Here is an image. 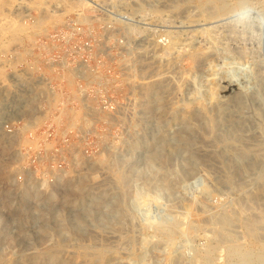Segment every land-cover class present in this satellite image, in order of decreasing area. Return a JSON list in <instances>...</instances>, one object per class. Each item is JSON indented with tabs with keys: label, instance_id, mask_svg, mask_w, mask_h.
Here are the masks:
<instances>
[{
	"label": "rangeland",
	"instance_id": "1",
	"mask_svg": "<svg viewBox=\"0 0 264 264\" xmlns=\"http://www.w3.org/2000/svg\"><path fill=\"white\" fill-rule=\"evenodd\" d=\"M0 264H264V0H0Z\"/></svg>",
	"mask_w": 264,
	"mask_h": 264
},
{
	"label": "built area",
	"instance_id": "2",
	"mask_svg": "<svg viewBox=\"0 0 264 264\" xmlns=\"http://www.w3.org/2000/svg\"><path fill=\"white\" fill-rule=\"evenodd\" d=\"M40 90H41V88H35L34 91L31 89L30 94H26V93H28V90H22L21 89V93L19 94V96H21V98L23 99V101H21L22 103L26 100L25 108L26 107L30 108V109L27 110V114L29 116H31V118H33V116L30 115L29 112H33V113L40 112V113L44 114L45 112L42 110V106L43 107L44 106H49L50 107V104L48 103V98L46 96V95H48V93L45 94L44 92H40ZM63 90L65 92V88H48L45 91H51L52 95L54 96V95H56L58 93L59 94L63 93ZM75 90H76L77 94L80 93V92L81 93H86L88 88H76ZM73 92H74V90H73ZM15 103H16V105L13 106L14 109H15L16 106L18 107V109L22 108L23 105H21L20 102L16 101ZM12 105H14V104H12ZM12 105H11V107H12ZM61 106L63 108H60V109H59V107L56 108L59 111V116H56L54 120L51 119L53 116H50V119H51L50 121H53L54 123L55 122H62V120L60 118H62V116H61L62 113L63 114L65 113L64 109L66 108L67 105L66 104H61ZM69 121H70V119H67V122H69ZM18 122L20 123V122H25V121L21 118Z\"/></svg>",
	"mask_w": 264,
	"mask_h": 264
},
{
	"label": "bare ground",
	"instance_id": "3",
	"mask_svg": "<svg viewBox=\"0 0 264 264\" xmlns=\"http://www.w3.org/2000/svg\"><path fill=\"white\" fill-rule=\"evenodd\" d=\"M5 20V19H4ZM3 21V20H2ZM2 21H1V23H2ZM192 57H194V56H192ZM192 60V59H191ZM43 81H41V82H47V79H42ZM239 83H241V82H239ZM239 83H237L236 81H232L230 84H228V86H226V89H225V92H232V91H235L236 93L239 91V90H236V89H238L237 87H238V84ZM243 83V82H242ZM240 86V85H239ZM243 88V87H242ZM14 105L13 106H15L16 105V103H13Z\"/></svg>",
	"mask_w": 264,
	"mask_h": 264
}]
</instances>
